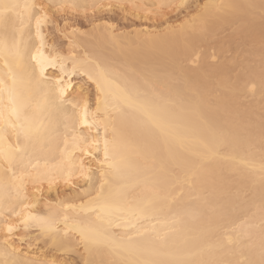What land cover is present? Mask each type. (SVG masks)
<instances>
[{
    "label": "bare ground",
    "instance_id": "bare-ground-1",
    "mask_svg": "<svg viewBox=\"0 0 264 264\" xmlns=\"http://www.w3.org/2000/svg\"><path fill=\"white\" fill-rule=\"evenodd\" d=\"M186 1L68 0L87 6L70 14L90 10L95 15L113 11L108 5H123L118 9L128 11L136 19L142 18L145 23L131 32H118L112 23L96 21L88 33L67 23L66 31L65 27L61 30L67 47L62 48L48 39L49 24L42 27L37 37L33 20L30 35L27 28L22 38L17 33L21 57L0 56V79L5 81L0 107L7 116L11 108L7 88L14 87L26 105L23 116L39 129L28 146L26 166L17 168L18 176L23 175L21 197H26V202L34 207L16 210L52 218L59 230L58 244L53 245L49 234L40 228L34 226L27 232L19 228L8 239L9 252L15 249L18 259L65 264L57 255L36 248V243L23 245L33 234L34 241L47 240L46 247L57 251L74 249L75 240L80 243L74 226L88 215L79 206L88 199L85 196L82 201L80 197L89 186L81 173L89 174L91 168L98 187L100 165L79 150V139L74 142L73 137L88 136L91 132L89 143L95 138V128L90 130L80 124L79 113L82 97L86 96L91 123L97 91L84 73L95 74L97 64L111 69L113 78L121 84L122 75L142 74L149 83L141 81V90L157 106L153 116H163L165 123L161 131L134 109L126 108L124 117L111 113L116 117V158L127 167L123 168L124 179L109 176V183L114 193L119 188L134 207L145 208L147 219L137 221L125 213L120 220L122 226H112L109 231L123 234L130 230L124 225L131 223L148 229L149 237L156 233L165 236L167 247L158 259L181 258L190 264H260L264 259V63L255 67L246 62L247 72L231 76L234 68L231 69L230 62L211 63L209 60H216L217 55L206 50L202 53L200 49L202 44L208 46L219 30L234 24H238V36L264 39V0H205L179 28L160 33L155 30L156 22H152L155 27L149 26L151 16L154 19L160 15V19L167 15L163 6H183ZM11 2L23 4L33 0ZM16 27H20L19 21ZM41 39L45 56L58 54L68 58L63 61L67 74L61 72L59 63L55 67L44 65L41 73V65L31 58L40 48ZM253 50L252 55L261 56L263 52ZM9 70L15 76L14 85ZM87 84L93 86V92ZM77 102L80 107L73 109L72 104ZM149 128L151 135H147ZM112 137L110 129L108 138ZM12 142L15 143L14 138ZM99 158L103 159V151ZM58 188L69 192L58 195ZM0 199L7 201L5 214L0 215L3 251V221L8 206L17 204L15 191L0 190ZM9 219L18 223L21 217L13 215ZM83 249L84 260H93L95 264H112L114 260L107 249Z\"/></svg>",
    "mask_w": 264,
    "mask_h": 264
},
{
    "label": "snow or ice",
    "instance_id": "snow-or-ice-1",
    "mask_svg": "<svg viewBox=\"0 0 264 264\" xmlns=\"http://www.w3.org/2000/svg\"><path fill=\"white\" fill-rule=\"evenodd\" d=\"M86 5H80L68 0H55L53 3L36 2L18 3L11 0H0V56L7 57L9 55L17 58L21 57L20 43L17 39V33L24 34V29H28L30 35L32 21H35V30L37 37H40L41 29L44 25L51 24L57 30H60V25L57 21L64 19L65 29H67V16L71 11H76ZM93 8H104V5H92ZM109 8L121 7L123 5H108ZM139 7V6H137ZM205 7H208L205 5ZM19 21L20 27H16V22ZM44 47L41 39L40 48L31 57L41 65V73H43L44 65L59 67L61 72H65V63L67 57L60 55L45 56L41 49ZM7 66V59H5ZM73 72L77 71L73 62ZM65 74H67L65 72ZM87 75L88 80L95 84L96 95V110L91 113L92 121L89 123V103L88 98L82 97L83 108L79 113V122L87 126L90 130L95 128V138L89 143L88 136L73 137L76 142L79 139L78 148L86 156H91L92 160L100 165L99 182L93 181L91 175L92 169H88L89 174L84 175L86 181H89V186L84 190V195L88 199L82 202L79 206L80 210L88 213L78 224L74 226L75 231L80 235V243L83 244L86 252H91L94 248L107 249L114 257L112 264H190L189 261L181 258L158 259L164 255L163 249L167 247L166 237L158 233L149 237L148 229H141L139 224L124 225L130 230L123 234H116L109 231L112 226L121 227L120 220L123 214L135 218L137 221L147 219L146 209L138 206H133L127 202L123 193L119 188L113 191L112 185L109 183L108 177L111 176L116 180L124 179L123 168L127 165H122L118 161L116 154L118 144L116 140V117L112 116V112H116L120 117L125 116V109H134L148 117L151 125L155 128L164 130V117L154 118L153 112L157 106L153 100L149 98L148 93L141 90L140 82L148 84V80L142 74H136L135 77L122 75L123 84L113 78L112 70L96 65V73ZM9 75L12 77L13 85L15 84V76L9 70ZM5 91V81L0 79V93ZM10 110L6 116L3 107H0V190L11 193L15 191V206L9 205L7 208V216L3 221V231L5 232L3 251H0V264H39L38 261H26L18 259V253L15 249L9 252L8 239L12 234L23 228L25 232L32 227H38L42 232L49 234V239L53 245L58 244L57 236L59 230L56 229V221L52 218L38 216L30 211L18 212L17 207H22L28 210L34 205H29L26 202V197H21L23 189V175L17 174V168L25 167V157L28 155V146L31 143L34 134L39 132L38 128H34L27 116H23L26 105H24L19 97V94L14 87L7 88ZM63 96V90H60ZM2 104V100H0ZM73 109L80 107V103L72 104ZM23 116V122H21ZM15 117V119H13ZM75 127V125H73ZM111 129L113 137L108 138L109 130ZM103 130V134L102 131ZM147 135H151V128L148 129ZM13 138L15 143H13ZM101 142L103 147L101 149ZM67 145V140L65 141ZM103 151V159L99 158V153ZM31 163L30 158L28 164ZM34 167V166H33ZM75 187V186H74ZM6 200L0 199V215H4V206ZM72 207V206H69ZM15 215L21 217L18 223L13 222L9 217ZM94 217V220L92 219ZM68 217L65 216L64 222L67 226ZM98 222V223H97ZM31 245V241H28ZM47 244L48 241L45 240ZM62 246V245H60ZM85 264H95L93 260H85ZM260 264H264V259Z\"/></svg>",
    "mask_w": 264,
    "mask_h": 264
},
{
    "label": "rangeland",
    "instance_id": "rangeland-1",
    "mask_svg": "<svg viewBox=\"0 0 264 264\" xmlns=\"http://www.w3.org/2000/svg\"><path fill=\"white\" fill-rule=\"evenodd\" d=\"M204 2L205 0H187L183 6H180L178 4L177 5L173 4L171 5L172 7L163 6L162 10L163 12H166L167 14L165 16L166 18L162 17L159 19L160 15L158 16L156 14L157 15V17H155L157 18L156 20L155 18L153 19V17L151 16L152 20H150L151 24L149 22L150 24L149 26L151 28L152 26L155 27L154 23L156 22L157 26L155 30H159L158 32L160 33L162 31L164 33V30L166 31V29L168 30L170 28H175V27L179 28L186 21V19L190 17V15L196 14L197 7H200L201 4H203ZM67 17L69 18V19L67 18V21L69 20V22H67L68 24L72 23L73 25L78 26L80 30L85 33H88L92 30V28L96 24V21L102 22L106 20L112 23L115 26V30L118 32L119 31L121 32L123 30L131 32L133 31L134 28H139L141 25L143 26V24L145 23V20L143 21L142 18L139 17L136 19L134 15H132L128 11L126 12L120 8L118 9V7H115L113 11L111 12L102 11L100 13H95V15L90 10H85L84 12L79 10L77 12H73L72 14L69 13ZM63 20L64 19H60L59 21H57L60 25V30H57L51 24H49L48 39H51L50 41L54 40V42H57L59 47L66 48L67 39L64 37L63 31H61L62 28L64 29L65 27L64 26L65 23ZM237 25L238 24L228 25L227 27H224L222 30H219L215 38L214 37L211 38L210 41L207 43L208 46L206 44L205 45L202 44V48H200L202 49V53L204 52V50H206V52L208 51V53L210 52V54L212 52V54L214 53L215 55H217L215 57L217 58L216 59L217 61L214 60V58L213 59L211 58L212 60H209L211 63L215 62L214 64H216V63H221V62H224V63L230 62L232 65L228 63L226 64L230 65L231 69L234 68L233 72L231 71V76L240 75L242 74V72L243 73L247 72L248 71L247 67L249 65L259 67L261 63L262 65L264 63L262 62V60H264L262 59L264 57L262 56L264 55V39L253 40L252 38H245L244 36L243 37L238 36V34H236V31H235L237 29L235 28L237 27ZM219 42L220 44H218ZM253 49L255 50L259 49L263 51L261 54L262 57L260 56V54H256V53H255L256 55L254 54L252 55L250 51ZM246 62L248 63V66H246L245 64ZM79 80L80 79H78V81ZM86 87L88 88L90 93L93 92L94 88L91 84H87ZM58 192H59L58 195L65 196V194L66 195L68 194L69 190H66L64 188H58ZM50 196L52 199L53 198L55 199L54 192H51ZM33 236H35V234L30 235L29 239H27L28 238L27 237L26 238L27 242L23 243V245L27 244L28 241H31V243L32 242L34 244L36 243L35 244L36 248L46 252L47 254L57 255V257L63 260L65 264L66 263L67 264H85V260L83 257L85 256V252H84L83 246L79 243V241L75 240L77 246L75 245L74 249L70 251L67 250V252H65V250L57 251L53 247L47 248L45 243L42 240L34 241Z\"/></svg>",
    "mask_w": 264,
    "mask_h": 264
}]
</instances>
